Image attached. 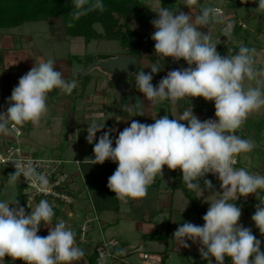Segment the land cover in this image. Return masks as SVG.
Masks as SVG:
<instances>
[{
	"label": "clouds",
	"instance_id": "obj_1",
	"mask_svg": "<svg viewBox=\"0 0 264 264\" xmlns=\"http://www.w3.org/2000/svg\"><path fill=\"white\" fill-rule=\"evenodd\" d=\"M71 3L73 20L92 11H105L103 0H71ZM195 3L196 0H187L185 6L191 9ZM251 10L264 12V0H258V7ZM154 12L157 18L151 23L156 31L151 39L155 41L156 56L171 57L173 61L183 59L188 67L169 71L158 85H153V74L162 69L157 60L151 65V72L137 73L134 88L152 104L163 100L176 104L189 97L214 101L216 119L201 121L189 103L179 119L165 115L153 118L152 124L133 120L119 132L115 147L110 137L116 130L105 131L95 143L94 159L90 160L92 164L102 165L108 160L117 163L107 187L115 193L116 199L125 203L129 199L145 198L156 177H163L164 166L172 171L180 169L182 183L192 191L203 190L199 181L207 174L218 176L223 193L219 199L206 201L210 207L202 217L203 226L185 222L173 233V240L182 248L190 247L189 240L193 244L198 242L200 255L209 259L210 264L211 258L215 264H225L226 256L231 258L232 264H264L261 241L251 228L239 223L242 210L231 202L254 194L259 203L251 220L264 235V195L258 191L264 190V175L234 167L237 156L250 153L256 147L254 140L242 138L235 132L250 114L264 107V91L260 87L244 86L245 79L264 76V71L257 72L254 68L256 50L241 44L235 55L222 56L217 51L211 36L199 29L214 21L225 22L218 8L203 7L194 17L165 7ZM232 27L228 22L226 34ZM55 64L52 59L35 62L19 78L8 98L9 106L0 112V135L19 134L17 126L28 122L38 126L48 111V94L54 89L71 94L77 87V81L66 80L61 70H55ZM135 104L138 115H143L141 103ZM87 125L86 140L92 144L105 122L98 123L92 118ZM13 164L16 170L8 177L10 184L19 181L22 175L39 192L48 191L47 176L38 172L32 161L17 160ZM204 186L209 191L214 188L208 179H204ZM54 215L53 206L45 199L40 200L30 214H26L16 199L11 203L0 202V260L6 256L24 264H73L81 260L85 251L76 246L75 233L63 220L53 224ZM41 226H49L46 237L37 234ZM118 254H123V250ZM100 264H106L103 255Z\"/></svg>",
	"mask_w": 264,
	"mask_h": 264
},
{
	"label": "rangeland",
	"instance_id": "obj_2",
	"mask_svg": "<svg viewBox=\"0 0 264 264\" xmlns=\"http://www.w3.org/2000/svg\"><path fill=\"white\" fill-rule=\"evenodd\" d=\"M145 6L149 7L153 11L154 19L157 18V13L154 11L159 10L158 0H141ZM174 6V13L177 11H183L186 14H192L193 17L198 14L203 7L219 8L220 14L224 18V23L212 22L206 27H201L199 30L202 33H208L211 36V42L218 44L219 39L222 35H226L225 29L227 23L231 22L233 27L228 34V41L235 45V47L227 46L224 50V54L228 55V51L234 48L238 51L241 44L249 49H255L254 55V68L257 72L264 71V12H251L243 7L233 8L230 5H226L222 0H196V3L191 6V9L185 6L187 0H167V5ZM254 9V8H251ZM242 23V24H239ZM47 21H38L32 23H26L16 28L1 31L0 32V47L7 49V52H13V54H7L10 58L7 60L9 63L15 66L14 69H7L9 76H6L4 72H0V112L6 111L8 105V98L11 96L12 90L18 85L19 78L26 74L36 63L41 60L52 59L56 62L55 70H61L64 74V78L74 77L78 71L89 65L93 59L104 60L111 57L120 55H127L125 50L121 48V45L117 41H105V40H92L85 43L83 39H69L67 41H61L53 33L54 24L51 26ZM93 28L98 32L102 33L100 25L95 24ZM131 28L137 32L136 41L141 42V48L139 54L135 55L137 61V70L133 76L130 77L129 81L135 84L136 75L140 71L146 73L151 72V65L159 61L162 69L153 74L152 84L158 85L160 79L165 77L167 73L174 69L187 68L188 64L185 60L180 59L179 61H173L171 57H157L155 54V41L151 39L152 34L155 32L154 29L141 28L135 24H131ZM53 30V31H52ZM147 49L154 51L153 54L148 52ZM239 52V51H238ZM7 56V57H9ZM194 67V65H193ZM3 75L5 78L3 79ZM6 77L10 80L16 81V83H7ZM88 77V76H87ZM86 78V77H85ZM244 81L245 88L247 87H260L264 91V82L259 81L258 77L255 80ZM9 81V80H8ZM112 86L105 76H102L97 71L90 73L89 78L86 82L84 90V96L75 101V111L70 116H67L66 112L57 105L56 100L51 99L48 94L47 100V113L42 117L38 126H33L30 122L25 123L22 127L17 126L21 132L18 138V145L21 152L24 155H28L32 158L38 159H50L60 161L63 169L68 174V186L70 191L76 196L75 198L82 203V213L79 212L76 219V223L71 226L72 231L77 232L78 229L84 224L85 218H94L96 213H92V206L87 201V191L83 190L86 188L84 180L80 172V165L76 167L75 160H86L91 158L93 148L98 139L108 129H115L111 135L113 140V147H115V139L118 137L119 132L129 127L133 120H137L140 123L152 124L154 123L153 118L163 117L166 115L165 100L159 101L155 104L147 101L142 93L135 89V99L140 102L142 107L143 115H138V110L135 111V105L131 103L126 95L121 98V105L118 106L114 113H112L113 102L111 101ZM57 93H62L61 90H57ZM63 94V93H62ZM191 103H190V101ZM189 103L195 105H201L202 107H212L215 109L214 101H206L202 97H196L180 100L176 104H172L168 100L169 111L172 119H179L184 109L189 107ZM195 115L194 108L192 107ZM95 118L98 123H104L105 127L100 132L96 133V139L92 144H89L86 140L87 137V124L90 123L91 119ZM181 123L187 124V121H181ZM236 134L239 136V132L236 130ZM7 141H4V146H7L9 141L14 140L13 133L5 136ZM0 152H3L0 150ZM91 156L89 157V154ZM93 158V157H92ZM94 159V158H93ZM4 169L3 167H0ZM8 175L13 174L10 170ZM211 180L213 184H220L219 180L203 178ZM13 185V186H11ZM16 183H9L8 180H2L0 177V200L8 201L11 203L13 200L18 199L14 190ZM9 186L13 187V190H9ZM218 187V185H216ZM154 190L148 188V190ZM215 190V189H213ZM223 191V189L221 188ZM148 191V192H149ZM16 197V198H15ZM132 200V199H131ZM134 201V200H132ZM146 198L139 200L143 213H140L141 218H147L149 212L153 207L146 204ZM148 202H152L151 199H147ZM119 211L115 212H99L98 222L91 221L86 223L87 236L86 243L79 244L84 250H87L89 246L93 245L97 241L110 240L111 238L126 242V246L123 252L126 254V262L124 264L134 263L139 264L142 261L143 253H146L150 264H159L162 255L157 252H164L172 248V240L168 241H148L143 240L141 237L145 234H151L167 230V223H162L157 218L155 222L143 223L139 219L133 218V213L127 203L119 200ZM88 206V210L85 211L84 207ZM14 207V205H11ZM32 209V208H31ZM28 207L27 211L31 212ZM244 214V213H243ZM250 215V214H248ZM126 216H128L126 218ZM252 217V215H250ZM241 222V223H240ZM240 224L243 227L251 228L256 230L254 222H248L247 217L243 216L240 219ZM83 223V224H82ZM198 225L196 221H191ZM183 223L172 224L171 228L174 233L179 226ZM44 228V226H43ZM170 234V236L172 235ZM45 236L48 235V230ZM173 236V235H172ZM173 239V237H172ZM258 239L263 240L264 246V235ZM190 247L187 249L188 259L178 256L176 253L171 251L167 252V257L164 264H197L200 259V244H193L190 241ZM196 245V247L194 246ZM261 247V251L262 248ZM175 248H179V245L175 242ZM181 248V247H180ZM181 251L184 248L180 249ZM264 250V249H263ZM211 264H215L214 258H211ZM81 261V260H79ZM75 261L73 264H81V262ZM2 261H0L1 263ZM17 264H22V261H18ZM116 264V263H115ZM207 264H210L208 259ZM232 264V263H225Z\"/></svg>",
	"mask_w": 264,
	"mask_h": 264
},
{
	"label": "trees",
	"instance_id": "obj_3",
	"mask_svg": "<svg viewBox=\"0 0 264 264\" xmlns=\"http://www.w3.org/2000/svg\"><path fill=\"white\" fill-rule=\"evenodd\" d=\"M159 8L165 7L174 12L173 4L168 6L167 0H158ZM226 5H230L233 8L243 7L248 11L251 8L258 7V0H222ZM105 5V11L99 10L92 11L85 16H82L78 20H73L70 13L73 10L71 0H0V30H8L16 28L26 23L48 21L56 27L58 34L62 38H81L85 43L92 40H105V41H117L121 48H123L127 55L134 56L139 54L142 43L136 41L137 32L131 28V24L140 26L141 28H154L151 21L154 20L153 11L145 6L141 0H103ZM264 18V17H263ZM69 23L73 26L69 27ZM95 24L100 25L102 33H98L93 26ZM147 51L153 54L154 51L147 49ZM3 51L0 50V66L3 65ZM87 66V65H86ZM89 76L84 79H77L74 77L67 78L66 80H76L77 87L73 89L71 94L57 93L58 89H54L50 92L51 99L56 100L58 105L66 112L67 116L75 111V101L82 98L86 87V82ZM165 106L167 108L166 115L171 118L169 111L168 100H165ZM117 163L108 160L101 164H92L91 162L82 163L80 165V172L84 180L86 188L84 189L89 194L92 202V206L99 212H117L119 210V200L115 198V193L110 191L107 187L108 178L114 173L117 168ZM181 177L182 175L176 176ZM203 179V178H202ZM67 192L74 198L76 197L72 191H70L68 184L65 186ZM183 191L190 200L189 212H195L198 216V225L203 226L204 216L197 208L195 198L188 193L184 187ZM47 200L54 209V219L61 216V220L70 219L68 215L57 214L55 206L61 205L57 201L51 198H37L35 202L39 203L40 200ZM76 199V198H75ZM23 202V201H22ZM42 228V226H41ZM40 228L37 233L39 236L45 237L42 229ZM173 230L169 228L163 232H155L152 234H146L142 236L143 240L148 241H166L169 233ZM77 236V234H76ZM124 245L119 241V245L115 249H111V252L119 257H123L118 254ZM264 252V251H263ZM159 264H164L167 257V253L163 252ZM96 255L94 252L87 256V264H95ZM0 264H17L18 261H12L10 257H5ZM208 259L201 256L200 261L197 264H206ZM225 262H230L231 258L225 257ZM22 264L24 262L22 261Z\"/></svg>",
	"mask_w": 264,
	"mask_h": 264
},
{
	"label": "crops",
	"instance_id": "obj_4",
	"mask_svg": "<svg viewBox=\"0 0 264 264\" xmlns=\"http://www.w3.org/2000/svg\"><path fill=\"white\" fill-rule=\"evenodd\" d=\"M30 23H32V22H30ZM239 24H242V23H239ZM49 25L51 26V23ZM52 28L54 29V31L52 30L53 33H55L56 37L61 41H67L69 39H79V38H69V39L68 38H62L59 36V34H58L59 32L56 29V27L54 26ZM11 29H13V28H11ZM8 30H10V29H8ZM1 31L3 32V31H7V30H0V32ZM226 35H227V39H228V34H226ZM217 45H218V50H219V42ZM227 46L235 47L233 42L231 43L229 41V43L225 45L223 52L221 53L220 50H219V52L221 54H224V50ZM0 50L3 51V59H4L3 65L0 66V72H4L6 74V76H9L8 73L6 72L7 69L8 68L14 69L15 66L12 65V62L9 63L7 61L10 58H12L7 54H13V52H7L8 50L5 48H2V47H0ZM238 51H235L234 48H232L231 51H228V55H235L238 53ZM7 56H9V57H7ZM14 56L15 55L13 54V57ZM98 73L101 74L100 72H98ZM76 74H75V76H76ZM101 75L105 76L103 74H101ZM4 78H5V76L3 75V79ZM106 79H107V77H106ZM258 79H259V81L264 82V76H258ZM246 81L247 80L245 79V82ZM6 82L12 83V84L16 83V81L10 80L7 77H6ZM110 85H111V83H110ZM111 92L113 95V93H114L113 87L111 88ZM111 99H112L111 101L114 104L113 96L111 97ZM190 103H191V101H190ZM6 106H9V105H6ZM192 107L194 108L195 115L201 121H204V120L209 119V118L216 119V117H214V116H211L209 114L208 115L205 114V112L208 110H212L215 112V109H213L212 107H202L201 105H195V104H192ZM114 111L112 113H114ZM135 111H137L136 108H135ZM237 132L240 133L239 136L242 138L254 140L255 145H256V147L250 153H242L236 157L237 161H238L237 169L243 167V168H246L249 172H251L253 174L264 175V107H262L258 112H254V113L250 114L248 116L247 120L245 121V123L241 126V128L237 129ZM235 134H236V132H235ZM236 135H238V134H236ZM4 137H5L4 135H0V150H3V148H4V145H3L4 141H7V139H5ZM7 143H9V142H7ZM90 156H91V153L89 154V157ZM92 157L93 156H91V158H88L87 160H75L76 167L82 163L91 162L90 159L94 158V157L93 158ZM76 161H79L80 163H77ZM8 172L9 171H7V169L0 168V177L2 180H5V181L8 180V177H9ZM180 179H181V177H176L171 170H169L167 167L164 166L163 177H161L159 175L156 177L154 183L150 186V188H153L154 190H152V189L150 191L148 190L149 192L147 193V196L145 197L146 198V201H145L146 204H148L150 207H153L150 212L148 210V213H149L148 219L147 218H141L139 215L140 213H143V209L141 207L142 203H140L139 200L132 201L131 199H129L127 201V204L129 206V212H130V209L133 210L132 211L133 213H131V214H133L132 215L133 218L136 220L139 219L143 223L155 222V220H157V218H158L162 221V223H167V225H168L167 229L171 228L172 224H179L180 222L185 223V222L196 221L198 223L197 214L195 212H189L191 210L190 200L185 195L183 188L185 187L187 189L188 193H190L191 196H193L195 198V202H196L198 210L203 215H205L208 208L210 207V204L207 203L206 201L216 200V199L220 198V194L223 193V191L221 190V185L216 184V183L213 184L214 182H212V184L214 185L213 189H215V190L212 189L211 191H209L208 189L205 188L204 181H203V179H201L199 181V183H200V187L203 190L192 191V190H189L182 183V180H180ZM216 185H218V187H216ZM11 186H13V185H11ZM11 186H9V190H11V189L13 190V187H11ZM10 187H11V189H10ZM14 190L17 192L16 196L18 199H16V200L19 201L20 206H23L25 208V197L22 195L21 188H20V185L18 184V181L16 182ZM258 191L260 192L261 195H264V190H258ZM86 195H87L86 197L88 198L87 199L88 203L92 206V202H91V198H90L89 194H86ZM78 198H79V196H78ZM78 198L75 199V202L69 206H66V207L62 206V205L55 206L57 214H61V215L66 214L73 219V221H71L70 219H68V220L62 219L63 221H65L66 226L71 228V230L73 229L71 226H73L76 223V221H75L76 219L80 218V217H78V215H79L80 211L82 213V209H83L82 203L78 200ZM148 198L151 199L152 202H148L147 201ZM0 202H1V200H0ZM6 202H8V201H6ZM231 202H235V204L241 208V210H242V216L241 217L246 216L248 219V222H251V216L250 215L254 214L255 207L259 203L256 196L254 194H250L246 198L240 197L237 201H231ZM37 204H38L37 202H33V203L29 204L28 207L30 209L31 208L34 209ZM119 206H120V204H119ZM10 207H11V205H10ZM87 208H88V206L84 207L85 211L88 210ZM92 209H93L92 213H96V214H93V215H95L94 218H88V219L85 218L86 222L84 221L83 222L84 224L91 222V221H94V220L96 222L100 221L99 216H98L99 211H96L93 208V206H92ZM183 209H185V211L182 213ZM105 212H110V211H105ZM26 214H30V210H29V213L27 211ZM248 214H250V215H248ZM127 217L128 216H126V218ZM60 220H61V216L56 217L54 219L53 224L59 222ZM41 229H42L43 233L44 232L46 233V230H49V226H44V228L42 226ZM163 231H165V230H162L160 232H163ZM172 232H173V230H171V232L169 233L168 238L166 240V241H168L171 238L172 248H170V250H167L164 252L167 253L168 251H171L173 253H176L178 256L183 257V259H188L187 258V254H188L187 249L188 248H184L183 251L180 250L182 248V247L180 248V246H179V248H175V241L172 239V237H173ZM74 233H75L76 246L79 247V244L86 243L87 240H86L85 235L87 236L88 231L86 232V234L82 238H81V233H80L79 229L77 232H74ZM171 233H172V235L170 236ZM252 233H253V235L256 236L257 239L259 237H261V233H260L259 229H256V230L252 229ZM76 234H77V236H76ZM114 240H116V239H114ZM259 240L261 241V247H262L263 246V240L262 239H259ZM101 241L103 242L105 240H101ZM117 241L119 242L120 240H117ZM120 242L124 245V247L122 249V250H124V248L126 246V242H124V241H120ZM187 242L190 244V240ZM100 243H101L100 241H97L93 245L89 246V248L87 250L83 249L85 251V256L79 262H81V264H87V262H86L87 256L92 254L95 247L97 245H99ZM194 246L196 247V245H194ZM200 247H201V245H200ZM263 249H264V246L262 248V252L264 251ZM157 253L162 254L163 251L157 252ZM144 254H146V253H143V255ZM121 255L123 256L121 258L122 260L117 262L116 264H124L126 262V260H127L126 254L123 252V254H121ZM148 257L149 256H147V259H145V260L142 259V261L139 264H150ZM200 259H201V255H200ZM200 259H199V261H200ZM225 263H227V262H225ZM129 264H134V263L130 262Z\"/></svg>",
	"mask_w": 264,
	"mask_h": 264
},
{
	"label": "built area",
	"instance_id": "obj_5",
	"mask_svg": "<svg viewBox=\"0 0 264 264\" xmlns=\"http://www.w3.org/2000/svg\"><path fill=\"white\" fill-rule=\"evenodd\" d=\"M13 135L14 140L9 141L8 145L4 146L3 150H1L3 152H0V167L10 170L14 173L16 170L13 164L14 161H32L35 164L37 171L45 174L49 180L48 191L46 193H41L35 186H33L31 183H28V181L21 175L18 184L20 185L22 195L25 197V212H27L29 204L35 202L39 197L51 198L52 200L57 201L59 204L65 207L73 204L75 202V198L71 194H69L67 192V188H65V186L68 184V174L63 169L60 161L32 158L28 155H24L18 145V138L20 137L21 132L19 131V134L14 132ZM92 156L94 157V152H92ZM237 165L238 161L234 165V167L237 168ZM172 172L175 176L182 175L180 169H176ZM204 178L219 180L218 176L211 173L207 174ZM86 232V224H83L80 227L81 238L86 234ZM118 245L119 242L114 239L104 241L102 244L97 245L93 251L96 255L95 264H100L102 255L106 257V264H115L121 261V257L111 252V249H115ZM142 259H147V255H142Z\"/></svg>",
	"mask_w": 264,
	"mask_h": 264
},
{
	"label": "water",
	"instance_id": "obj_6",
	"mask_svg": "<svg viewBox=\"0 0 264 264\" xmlns=\"http://www.w3.org/2000/svg\"><path fill=\"white\" fill-rule=\"evenodd\" d=\"M228 43L229 41L227 40V35H222L219 39V50L221 53L223 52L225 45ZM136 70L137 61L134 56L120 55L104 60L93 59L89 65L78 71L75 78L84 79L93 71H98L105 75L114 89V104L112 106L113 112L118 106H120L123 95H126L129 101L133 103L136 108L135 103L137 101L135 99L134 83L129 81L130 77L134 75ZM205 114L215 117V112L212 110L206 111Z\"/></svg>",
	"mask_w": 264,
	"mask_h": 264
}]
</instances>
